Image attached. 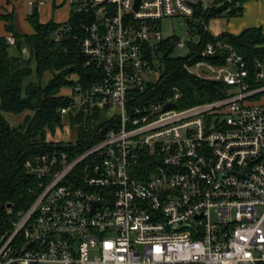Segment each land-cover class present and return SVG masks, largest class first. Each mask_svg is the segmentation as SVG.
Wrapping results in <instances>:
<instances>
[{
    "label": "built area",
    "instance_id": "built-area-1",
    "mask_svg": "<svg viewBox=\"0 0 264 264\" xmlns=\"http://www.w3.org/2000/svg\"><path fill=\"white\" fill-rule=\"evenodd\" d=\"M62 3L87 18L81 51L99 78L68 88L61 125L46 133L44 143L68 151L25 161L37 180L30 206L0 204V264H264V104L249 102L264 94V60L250 65L232 47L209 43L184 69L222 84L224 97L180 109L175 89L164 100L144 97L160 74L154 79L167 39L162 19H179L193 36L194 23L241 3ZM187 43L178 39L174 50ZM89 127L108 129L77 152L79 130Z\"/></svg>",
    "mask_w": 264,
    "mask_h": 264
},
{
    "label": "trees",
    "instance_id": "trees-1",
    "mask_svg": "<svg viewBox=\"0 0 264 264\" xmlns=\"http://www.w3.org/2000/svg\"><path fill=\"white\" fill-rule=\"evenodd\" d=\"M241 3L237 9L217 16L208 15L191 27L197 42L187 43L189 54L185 57H173L176 37H169L160 45L158 61L161 71L158 81L149 85L144 92L145 101L164 100L173 96L175 89L180 93L174 108H186L200 103L211 102L225 96V87L214 81H205L189 75L184 64L191 58L192 62L200 59V54L207 44L220 42L242 55L250 65L255 59L264 60V33L257 27L244 29L238 36L224 32L213 36L205 29L214 18L239 17L242 5L251 0H237ZM33 34H19L12 23V16L4 17L5 30L15 38L13 45L18 56H10L6 38L0 37V204H10L13 210H24L30 206L32 195L30 189L37 185V180L27 175L24 163L34 155L50 151H68V148L44 143L46 133L61 125L58 109L67 106V97L60 95L62 88H71L75 82L88 86L99 78L94 67L87 64V58L81 51L84 38L82 24L87 18L70 10L66 23H41L37 11L27 16ZM58 39L56 40V37ZM27 52L28 58L24 67L21 60ZM214 60L213 58L210 59ZM31 61L34 68L30 67ZM49 72L51 78L43 85L41 80ZM34 74L35 81H27ZM74 76V77H73ZM73 77V79H72ZM30 112L18 126L11 127L3 113L20 115ZM89 125V124H87ZM101 127V126H99ZM99 127L79 130L78 144L75 147L81 152L95 141L101 139L108 128L99 132Z\"/></svg>",
    "mask_w": 264,
    "mask_h": 264
},
{
    "label": "rangeland",
    "instance_id": "rangeland-1",
    "mask_svg": "<svg viewBox=\"0 0 264 264\" xmlns=\"http://www.w3.org/2000/svg\"><path fill=\"white\" fill-rule=\"evenodd\" d=\"M30 0H26V2H28ZM58 1V0H56ZM60 1V5L61 7H59V13H55L53 16V18L51 17V13L52 9H50L49 7H40L38 8V16L40 19H44L46 17H48L49 19H59L62 21L63 23H66L67 21V15L69 14L70 8L68 7V5H66V3H62L63 0H59ZM52 4V0H50L46 5L49 6ZM231 7V5H229ZM226 7V6H224ZM72 8V7H71ZM246 6L243 8L245 10ZM68 10V11H67ZM34 12V8H30V7H25L24 11L21 13H16L14 17H12V23L13 26L15 28V30L19 33V34H29L30 32H32V26L29 24V22H27V16H30L31 14H33ZM46 14V15H45ZM244 16V15H243ZM51 17V18H50ZM241 16L239 17H233V18H227L225 16H223V18H214L212 21H209L208 23V28L213 31V32H220V30L224 29V26L227 24L228 25V30L229 31H237L235 30L236 26L235 24L237 22H239V20L241 19ZM48 19V20H49ZM49 22H53V23H57L54 21H49ZM180 20L178 19H162V21L159 23V31L162 34L163 38H169V37H176L177 39L181 40L182 42H192V43H196L197 42V37L196 36H190L187 32H186V28L180 24ZM235 26V28L233 29V27ZM3 32V23H0V32ZM1 32V33H2ZM6 38V37H5ZM8 53L11 55H15L18 54L17 50L14 46H10L8 49ZM188 53V48H183V49H175L172 53L173 57H183L185 55H187ZM159 69L158 70H154V79L157 78L159 72H160V68L161 65H159ZM30 67L34 68V62L31 61L30 63ZM74 77V76H73ZM72 77V79H73ZM51 78V74L49 72L45 73L43 75V78L41 80L42 84L45 85L48 83V81ZM27 81H35V76L34 74H32L31 77H29L25 82ZM60 95L66 96L68 94V89L66 88H62L60 90ZM249 102L252 103H260V104H264V94H260L258 96H256L254 99H251ZM28 114H32L29 111L28 112H24L20 115H16V114H8V113H3L5 119L7 120V122L9 123V125L11 127L13 126H18L20 125L25 116H27ZM55 131V130H54ZM54 132H52L53 134Z\"/></svg>",
    "mask_w": 264,
    "mask_h": 264
},
{
    "label": "crops",
    "instance_id": "crops-1",
    "mask_svg": "<svg viewBox=\"0 0 264 264\" xmlns=\"http://www.w3.org/2000/svg\"><path fill=\"white\" fill-rule=\"evenodd\" d=\"M49 1L50 0H47L44 4H41L39 7L34 8V12L37 11V13H38V8H40V7H46V8L51 7L50 9H52V12L49 14H51V17L53 18L52 15H54L55 13H59L58 8L61 7V5H60L59 0L58 1L52 0V4L47 6L46 4ZM26 6L29 7L27 5L26 0H21L17 3H12L11 0H0V23H3V32L2 31H1L2 33L0 32V37H3V38L8 37V33L5 30L6 23L2 20V18L9 17V16L14 17L16 13L23 12ZM245 6H246V8H245V10L243 9V11H242L241 19L239 20V22H237L235 24L236 28H235V26L233 27V29L235 28V30H237V31H229L227 24L224 26V29L220 30V32H213L209 28H208V31H210V33L215 37L224 33V32H228L230 34L238 36L239 33H241L244 29L254 28V27L262 29L263 33H264V0H251V1L244 3L242 5V8H244ZM30 8H33V7H30ZM68 15H67V18H68ZM48 19H49L48 17H46L44 19H40L38 16V21H40L41 23H47L49 21L62 23V21L59 19H55V20L54 19L48 20ZM212 20L213 19H211L210 21H212ZM30 34H33V30H32V32H30L27 35H30ZM12 56H15V55H12ZM17 56H18V54H16L15 57H17Z\"/></svg>",
    "mask_w": 264,
    "mask_h": 264
},
{
    "label": "water",
    "instance_id": "water-1",
    "mask_svg": "<svg viewBox=\"0 0 264 264\" xmlns=\"http://www.w3.org/2000/svg\"><path fill=\"white\" fill-rule=\"evenodd\" d=\"M24 53V56H23V59L21 60V67H24L25 66V64H26V61H27V58H28V54H27V52H23ZM171 106L170 105H166L165 107H164V109H168V108H170ZM8 208H11V205L10 204H7L6 205Z\"/></svg>",
    "mask_w": 264,
    "mask_h": 264
}]
</instances>
